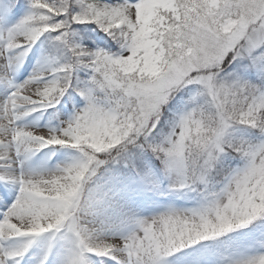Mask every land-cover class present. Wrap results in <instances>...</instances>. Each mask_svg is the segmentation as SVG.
I'll list each match as a JSON object with an SVG mask.
<instances>
[{
	"label": "snow or ice",
	"instance_id": "6c2138e0",
	"mask_svg": "<svg viewBox=\"0 0 264 264\" xmlns=\"http://www.w3.org/2000/svg\"><path fill=\"white\" fill-rule=\"evenodd\" d=\"M38 42L46 64L67 55L63 76L38 66L13 83ZM0 86V244L24 241L0 264L41 238L63 242L59 264H166L264 221V0H0ZM69 89L83 106L58 127L18 123ZM57 146L77 155L30 166ZM192 192V208L155 199ZM222 264H264V225Z\"/></svg>",
	"mask_w": 264,
	"mask_h": 264
},
{
	"label": "rangeland",
	"instance_id": "374dc122",
	"mask_svg": "<svg viewBox=\"0 0 264 264\" xmlns=\"http://www.w3.org/2000/svg\"><path fill=\"white\" fill-rule=\"evenodd\" d=\"M44 48L41 47L40 42L37 43L36 46L29 52L28 58H25L24 65L27 66V72L23 71L22 68L19 69L14 74L13 83H22L24 79L27 78L30 72H33L38 66L42 67L43 70L47 73L46 78L51 79L54 76V66L56 63V58L54 62L51 64H46L44 59ZM28 71H30L28 73ZM31 74V73H30ZM8 91H11L9 89ZM4 93L3 86H0V94ZM83 105H76L74 107H69L65 101L60 102L57 107V116L60 121L54 127H58L62 121L67 120L71 116L75 115V112L78 108L82 107ZM21 126L24 125H31L37 128H48L45 119L43 121L37 116V114L32 113L28 117L23 118L21 121L18 122ZM53 127V126H52ZM236 138V137H235ZM75 155H77L71 149L65 148H56L54 151L50 149H44L41 152L37 153L31 160L30 166L31 167H47V168H54L58 164H62L65 162L70 161ZM13 193H15V189H11ZM14 199V195H13ZM161 204H173L175 207L178 208H192L198 206L199 199L197 195L192 193H188L186 198L177 199L170 196H159L155 198ZM161 210L159 207L149 205L145 208H138L137 211L143 215L147 216L153 214L156 211ZM3 209L0 210L2 213ZM2 218V215H0ZM260 236V229L255 228L249 234L243 232H236L233 239H231L226 248L222 252V256L216 257V254L209 249L203 248L200 245H194L192 249H185L181 253H176L173 256L166 258V264H178V261H183L187 259L190 261V264H197L198 261H204L205 264L210 261V264H222V260L224 257L230 255L234 251L238 249H243L245 246L249 245L253 239L259 238ZM17 240V239H16ZM24 242V241H23ZM51 243L52 250L48 256V261L46 264H59L64 252L65 247L63 242L61 241H50L49 239L41 238L40 241L33 245L30 248V256L32 259L23 261V258L20 259V264H37L39 258L43 255L44 251L48 249L49 244ZM21 244V242L17 243ZM6 245H11L10 241L6 242ZM195 249L196 251H193ZM184 253H191L190 257H185Z\"/></svg>",
	"mask_w": 264,
	"mask_h": 264
},
{
	"label": "trees",
	"instance_id": "16d2710c",
	"mask_svg": "<svg viewBox=\"0 0 264 264\" xmlns=\"http://www.w3.org/2000/svg\"><path fill=\"white\" fill-rule=\"evenodd\" d=\"M93 27H95V26L93 25ZM96 31H97V32H100V35H101V36H105V35H106L105 33L101 32L99 28H96ZM80 35L83 36V33H80ZM109 39H110V37H109ZM78 42H79V43L82 42L86 47H91L92 50H95V48H97L98 46H105L103 43H96V42H92L91 44H89V42H87V41H85V40H78ZM113 43H115V42L113 41ZM48 47H49V45H48ZM115 49H116V48H115ZM53 55H57V56L59 57V60H60L59 65L68 62V57H67L66 54H64L63 50H59V51L54 50V51H53ZM59 65H58V66H59ZM60 76H63V73H60ZM76 83H77V81L74 79V80H73V84L76 85ZM230 156H233V157H234L235 154L233 153V154H231ZM222 159H223L224 162H225V158H224V156H222ZM225 163H226V162H225ZM226 164H227V163H226ZM219 179H220V177H217V180H219ZM223 237H224V236L218 238L217 240H220V239H222Z\"/></svg>",
	"mask_w": 264,
	"mask_h": 264
},
{
	"label": "bare ground",
	"instance_id": "6f19581e",
	"mask_svg": "<svg viewBox=\"0 0 264 264\" xmlns=\"http://www.w3.org/2000/svg\"><path fill=\"white\" fill-rule=\"evenodd\" d=\"M29 65L27 64V67H28ZM19 71V70H18ZM30 72V71H29ZM28 72V73H29ZM31 73V72H30ZM29 73V74H30ZM9 188H10V190L12 189V186L10 185L9 186ZM10 242H11V245H13V244H17V243H19V242H21V243H23V240L22 239H14V240H10ZM0 246H2V244H0ZM26 260H30V259H32L31 258V256L28 254L27 256H26V258H25ZM30 262V261H29Z\"/></svg>",
	"mask_w": 264,
	"mask_h": 264
}]
</instances>
